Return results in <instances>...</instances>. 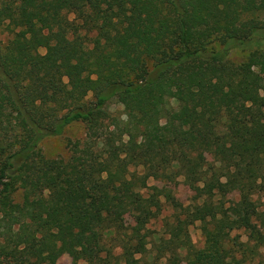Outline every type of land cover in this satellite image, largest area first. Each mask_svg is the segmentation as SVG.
Wrapping results in <instances>:
<instances>
[{
    "label": "trees",
    "instance_id": "16d2710c",
    "mask_svg": "<svg viewBox=\"0 0 264 264\" xmlns=\"http://www.w3.org/2000/svg\"><path fill=\"white\" fill-rule=\"evenodd\" d=\"M0 29V264H264V0H0ZM112 99L126 118L105 125Z\"/></svg>",
    "mask_w": 264,
    "mask_h": 264
},
{
    "label": "rangeland",
    "instance_id": "374dc122",
    "mask_svg": "<svg viewBox=\"0 0 264 264\" xmlns=\"http://www.w3.org/2000/svg\"><path fill=\"white\" fill-rule=\"evenodd\" d=\"M75 15H70V19H74ZM95 32H89L86 33V31L82 30V35L85 36V39L87 41V44L89 46H92L93 39L95 37ZM13 37V33L6 29H0V45L5 46L9 40ZM221 46L219 44H216V48H220ZM45 49L41 48L40 52L45 53ZM247 57L246 52H238L233 56V59L237 63H241L244 61ZM152 66V64H151ZM87 101H93L94 97L92 94H90L87 98ZM171 104L173 105L175 111L178 108V102L175 99H171ZM125 108L122 104L118 103L116 100L112 99L108 102L106 107V113L101 117V122H103L105 125H108L111 122L112 117H118L125 119ZM171 119L179 124L180 118L177 112H175ZM87 128L84 123L82 122H75L71 125H69L65 132L62 135L57 136H50L45 138L41 142V150L43 154L47 158H69L71 155V151L68 147L69 141H76V140H83L86 137ZM139 171L142 172L143 169L139 168ZM152 184H157L159 186H163V183L160 181H151ZM170 186L173 190L174 195L176 198L182 202L185 205L194 204V193L188 188V186L184 185L182 182H176L173 180H170L167 184ZM20 194L17 200H20ZM237 199L238 195L233 194L230 196L228 205L230 207L231 213L240 219L241 221H249L250 218H248L247 213H245L240 207L237 206ZM167 214L170 213V211L166 212ZM165 215V214H164ZM151 229L154 232L155 237H160L164 233V229L162 228V221L158 220L156 223L152 224ZM191 237L193 244L196 248H202L205 243V238L203 236L201 226L199 223H196L190 227ZM158 240V239H157ZM150 249L152 247V244H150ZM148 261L150 264H155V262H152V257L156 254L155 252L151 251V253H148ZM186 251L180 250L179 253H168L166 257H162L160 260L156 262V264H188L187 260L185 258ZM58 264H72V258L69 255H64L58 262ZM80 264H87L85 261H81Z\"/></svg>",
    "mask_w": 264,
    "mask_h": 264
}]
</instances>
